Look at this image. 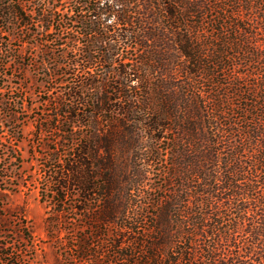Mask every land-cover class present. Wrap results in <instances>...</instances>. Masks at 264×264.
<instances>
[{
  "label": "trees",
  "instance_id": "16d2710c",
  "mask_svg": "<svg viewBox=\"0 0 264 264\" xmlns=\"http://www.w3.org/2000/svg\"><path fill=\"white\" fill-rule=\"evenodd\" d=\"M17 26L58 43L47 62L81 107L66 113L67 155L46 190L54 230L67 213L82 217L91 237L109 239V264H264V0H0V47ZM83 115L94 129L102 117L104 136L77 138ZM124 131L129 148L144 147L140 161L160 149V197L123 185ZM20 139L0 143V192L19 187ZM79 243L71 261L99 264L90 238Z\"/></svg>",
  "mask_w": 264,
  "mask_h": 264
},
{
  "label": "rangeland",
  "instance_id": "374dc122",
  "mask_svg": "<svg viewBox=\"0 0 264 264\" xmlns=\"http://www.w3.org/2000/svg\"><path fill=\"white\" fill-rule=\"evenodd\" d=\"M23 34L18 26L13 27L11 37L3 35L0 47V64H5L7 58L10 60L9 57H13V60L6 64L9 68L7 73L5 67L0 65V143H9L11 137L16 136L19 130L21 139L17 154L22 161L21 169L16 170L15 167L11 175L17 177L15 184H19V187L15 189L9 187L7 191L0 192L3 200L0 203V264H75L70 256L76 253L70 248L73 244L79 246L83 236L90 238L91 247L100 256L99 264H109L108 259L113 256L110 249L106 250V247L109 248V239L106 242L91 237L88 231L81 227L84 220L82 217L67 213L62 223L65 230L57 231L52 228L57 210L53 207L51 195H47L46 190L53 177L57 175L55 172L61 171L57 168L64 164L67 155L70 135L66 132V127L71 117L66 113L81 107L76 106V102L71 98L64 97L65 87L62 81L70 83L72 80L66 78L56 80L59 73H56L55 67L52 68V61L47 62L49 58L57 60L58 43H44L45 36L40 34L33 36L30 33V36L26 34L25 37ZM104 45L106 43H103ZM50 49H54L55 53L47 52ZM132 54L129 51L123 53L124 56ZM59 61L62 62L61 59ZM110 78L109 76L108 85L112 87L114 81ZM110 92L108 90L107 96L113 98ZM99 96L103 97L105 93H100ZM135 104L137 114L132 116V120L137 123L141 113L140 104ZM111 106L113 104H109V107ZM85 111L88 112V109ZM86 116L83 115L81 121L89 126L81 132L75 129V136L89 138L90 132L104 136L106 125L101 120L102 117L97 119L98 125L94 129L90 127L92 120ZM137 127L141 129L139 125ZM131 133L121 132L125 144L121 153L122 168L128 176L123 185L143 184L145 187L158 189L156 192L152 191L155 193L153 198L160 197L163 193L160 189L163 187L167 189L165 182L169 180L166 175L167 165L157 159L161 151L158 148L152 149V155L156 158H152L151 161H140L141 155L145 158V149L140 146L142 150L135 152L132 147H128V144L134 141V135ZM135 140L143 146L149 142L142 133H138ZM137 152L138 159L133 160ZM3 166L4 163L0 166L1 176H5ZM136 166L141 171L138 175L144 173V181L135 175L138 171L135 170ZM113 232L111 228L109 238ZM102 246L105 248L104 251L101 249Z\"/></svg>",
  "mask_w": 264,
  "mask_h": 264
}]
</instances>
